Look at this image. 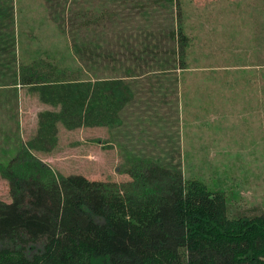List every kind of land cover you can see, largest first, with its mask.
I'll return each mask as SVG.
<instances>
[{
	"label": "rangeland",
	"instance_id": "1",
	"mask_svg": "<svg viewBox=\"0 0 264 264\" xmlns=\"http://www.w3.org/2000/svg\"><path fill=\"white\" fill-rule=\"evenodd\" d=\"M15 8L5 19L21 54L0 72V201L11 202L10 180L32 166L123 184L129 169L153 163L223 193L233 215L264 211V0H17ZM39 61L51 77L24 86L21 69ZM115 83L141 89L139 99L116 110ZM20 95L35 116L21 112ZM37 100L45 108L33 113ZM154 104L158 120L147 116ZM111 130L160 136L116 163Z\"/></svg>",
	"mask_w": 264,
	"mask_h": 264
},
{
	"label": "trees",
	"instance_id": "2",
	"mask_svg": "<svg viewBox=\"0 0 264 264\" xmlns=\"http://www.w3.org/2000/svg\"><path fill=\"white\" fill-rule=\"evenodd\" d=\"M178 35L184 54L188 38ZM43 64L21 69L24 85L45 84ZM31 169L10 180L11 202L0 201V264H264V211L233 215L223 193L181 171L152 163L118 184Z\"/></svg>",
	"mask_w": 264,
	"mask_h": 264
},
{
	"label": "crops",
	"instance_id": "3",
	"mask_svg": "<svg viewBox=\"0 0 264 264\" xmlns=\"http://www.w3.org/2000/svg\"><path fill=\"white\" fill-rule=\"evenodd\" d=\"M16 1L17 0H0V72L7 71L11 66V64H9L7 62L8 61L7 57L11 56L12 61L14 63L15 58L17 57V59H18V56H20V54H21L20 53V46H19V48L17 47L18 41L16 40V38L14 39L13 36L11 35L13 33V31L11 29L7 30V22H6L7 19H5L7 17L9 19L11 18V16H12L11 9H13V14H15ZM18 3H19V0H18ZM12 18H13V16H12ZM9 23L11 24V22H9ZM31 39H32V37H31ZM11 42H12V45H11ZM15 42H16V44H15ZM17 48L19 49V51ZM16 62L20 63L21 59L17 60ZM163 85L161 87H163ZM113 86H116L115 88H113L111 90L112 95H113V99L116 100L115 105H113V106H116L118 97L122 98L126 103V100L134 101V99H139V93L138 92H140V93L142 92L141 89L140 90H138V89L131 90L128 86H126V87L120 86V83H115ZM148 87H150V85H148ZM155 87L158 88L159 84H156ZM117 88H119V89H117ZM124 88H125V92L122 91ZM56 97H57V102H59L58 98L59 99L62 98V95H56ZM18 100H19L18 105L20 104L22 106L20 108L21 112L28 115V116L33 115V114H31L32 109H30L29 104H28L29 102H33V100L31 101L30 97H28L26 99L25 95H20L18 97ZM37 101H36V103H37ZM52 102L56 103V100L52 101ZM136 102H133V103H136ZM25 105H27V106H25ZM42 107H43V105H41V102L38 101L36 108L34 107V109H33V113H36L38 110H44L45 107H43V108ZM114 109L115 108L112 107L111 110H114ZM116 110H117V106H116ZM159 112H160V106L158 104H154L153 106H150L149 113L151 115H147L148 119H151V120L160 119ZM33 116H35V115H33ZM137 117L135 116L134 119H137ZM149 117H152V118H149ZM29 118H30V116H29ZM116 120H118V119L116 118ZM155 127L157 129L160 126L158 124H156ZM159 132L160 131H156L155 133H150L148 135L141 134V133H133V135H132L130 133L128 134V132H116L115 130H111L110 131V144L113 147V148H111L112 149L111 151H113L114 152L113 154L115 155L114 156V162L119 163L120 161L125 160V159L129 160L128 156H126L124 159V158H122V155L119 153L122 151H127L131 145L137 146L139 144H142V145H144L145 143L148 144L150 142L149 141L150 138H152V140H154L152 143L158 144V141H159L158 138L160 136ZM47 161H48L47 159L43 160V162H47Z\"/></svg>",
	"mask_w": 264,
	"mask_h": 264
}]
</instances>
